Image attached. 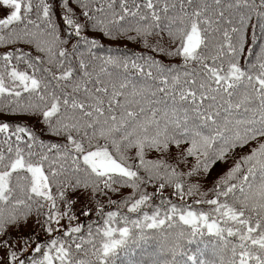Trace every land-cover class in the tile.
Returning a JSON list of instances; mask_svg holds the SVG:
<instances>
[{
  "label": "snow or ice",
  "instance_id": "obj_1",
  "mask_svg": "<svg viewBox=\"0 0 264 264\" xmlns=\"http://www.w3.org/2000/svg\"><path fill=\"white\" fill-rule=\"evenodd\" d=\"M59 7L60 21L50 0H0V45L14 46L0 53V112L34 118L59 138L0 120V264H114L109 254L133 235L126 226L115 238L117 217L171 255L153 264H186L177 259L186 255L183 243L204 228L215 238L212 259L192 255V264H264V0H60ZM249 28L252 62L241 66ZM100 37L135 41L176 62L105 49ZM173 147L188 171L166 159ZM244 148L248 154L212 179L209 198L200 181ZM149 184L157 190L149 193ZM120 185L134 192L108 204L126 212H105L101 197ZM75 192L95 201L98 221H79ZM185 196L211 210H186ZM33 217L46 238L17 247L9 230Z\"/></svg>",
  "mask_w": 264,
  "mask_h": 264
},
{
  "label": "trees",
  "instance_id": "obj_2",
  "mask_svg": "<svg viewBox=\"0 0 264 264\" xmlns=\"http://www.w3.org/2000/svg\"><path fill=\"white\" fill-rule=\"evenodd\" d=\"M50 2H54L56 5V11H55V18L60 21V17H61V11H60V7H59V3L60 0H50ZM209 2H211V0H209ZM79 11V9H77V12ZM254 22V21H253ZM60 30H61V35H64V25L62 23V21L60 22ZM87 35H89L90 37L93 36H99L98 33L92 32V31H88L86 33ZM251 35H252V31L251 28H249L248 30V40L247 43L244 46V53L242 56L239 57V62L241 64V66H244L246 63L252 62L250 57L248 56V50L249 48H252L253 44H252V39H251ZM259 32L257 31V36H259ZM101 43L104 44L105 49L107 48H112V49H116L119 48L121 50V52L126 53L129 56H133L134 54H139V53H144L146 55H154L157 59H161L163 60L165 63H169V62H176L173 58H167L163 53H159V52H153L151 49L148 48H144L143 45L141 43H137L135 41H129V40H123V41H115L113 39L110 38H104V37H100ZM75 40H71L69 42V47H71V43H74ZM1 46V45H0ZM258 51V45H257V49ZM104 49L101 50V54H103ZM1 53V51H0ZM20 67L24 68L23 65H21ZM0 120L3 121H21L24 123H28L32 126L35 127L36 131L41 133V138L44 139L45 141H57L59 138L52 135L51 133H49L44 129V126L40 123H37V121L34 118H29L26 115H16V114H10V113H3L0 112ZM249 149L248 148H244L243 151H239L237 155L232 156V159L229 160L228 164H218L211 173V176L209 177V179L205 182V181H200L201 184L203 185L201 187V191H207L209 194V198L212 197V193L209 190L211 187V181L212 179H214L217 174L219 172H221L222 170H224L225 168L229 167L232 164V160L233 159H239L242 155H246L248 154ZM171 156L166 157V159H168V161L172 164H178V167L180 170L182 171H188L189 170V166L184 164V163H178V156H177V150L175 147L172 148L171 150ZM157 153L155 152H149L147 155V159H157ZM190 164H194L195 161L193 159L190 158L189 161ZM186 179H188L186 177ZM190 182L195 183L196 180L192 179ZM124 188L125 186H119V189H122V191L124 192ZM147 191L149 193H153L157 190V185L154 184H149L146 186ZM127 192V196L131 195L134 190L129 187ZM174 192V188L172 187H166L165 188V197H170L176 201L177 198L172 196V193ZM77 193V196H73V199L76 200V203L74 204V211L76 213V215L79 218V221L84 223L85 225H87L90 222H96L98 221V217L96 216V208H95V201H89L86 196L84 194H82L81 192H75ZM124 194V193H123ZM123 194L121 193H116V194H112L110 193L109 196L106 197H101V202L105 205V212L107 211H121V212H126V209H118L117 205L113 204V205H109L108 204V199L111 198L112 200H116V201H120L121 199L125 198L123 197ZM126 196V197H127ZM199 196H195V197H184V200L180 203L185 204L186 206V210H194L197 212H208L211 210V206L208 205H197L194 203L195 199H198ZM153 203L158 204L159 203V198H154ZM85 206H87L88 208H90L92 210V215L89 217H86L84 215L81 214V209L85 208ZM146 210L149 211V214H151L152 209L150 208H146ZM133 219L137 218L135 216H132ZM178 219V217H177ZM212 219H216V216L213 215ZM30 221V222H29ZM221 226H223V220L221 219L220 221ZM182 223V222H181ZM102 225V220L99 221L97 223V226ZM112 227L117 229V232L115 233V235L119 234V229L122 227H129L130 228V232L133 234L128 238V241L130 240H134L135 238L138 239V233L139 230L132 228L131 225H125L123 220H121L119 217H117L114 222L111 225ZM190 226H185V228H189ZM10 234H11V238L12 241H17L19 239H26L29 237H32L33 239L38 238L39 240H44L46 237L43 233V231L35 224V218H30L27 222V224H23L21 225V227L19 229H10ZM149 233H157L158 230H146ZM214 236L210 233L207 232L206 228H204V235L200 236V235H195L194 237H192L190 240H185L183 243V252L186 253V255L183 256H177L178 260H183L186 262V264H189L190 261L188 259V255H194L192 253L195 254H199L202 255L203 260L205 259H212V244L214 241ZM127 241V242H128ZM147 245L149 251L146 253V255L152 254L154 255L157 251H158V256L159 259L163 260V259H171V255L168 254L167 252H165L164 254H161L160 252V242L157 239H153V238H149L147 240H143L142 242H139L138 245H142L145 244ZM124 245L120 246L119 248L116 249L115 251V255L110 254L109 258H116L118 256V253L120 252V250L123 248ZM167 247V245H166ZM31 250V248L29 249ZM2 254V253H0Z\"/></svg>",
  "mask_w": 264,
  "mask_h": 264
},
{
  "label": "rangeland",
  "instance_id": "obj_3",
  "mask_svg": "<svg viewBox=\"0 0 264 264\" xmlns=\"http://www.w3.org/2000/svg\"><path fill=\"white\" fill-rule=\"evenodd\" d=\"M127 190H125L124 192L122 191V189H119V191L117 192V193H121V194H123V197H126L128 194H127V192H126ZM113 194V193H112ZM114 194H116V193H114ZM30 222V221H29ZM115 238H117V239H119L120 238V234H118V235H115ZM16 244H17V247H21L22 246V241L21 240H17L16 241ZM111 254V253H110ZM109 254V255H110Z\"/></svg>",
  "mask_w": 264,
  "mask_h": 264
}]
</instances>
